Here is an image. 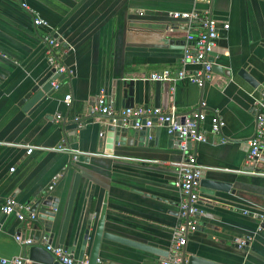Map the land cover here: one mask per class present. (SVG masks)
<instances>
[{"label":"crops","instance_id":"obj_1","mask_svg":"<svg viewBox=\"0 0 264 264\" xmlns=\"http://www.w3.org/2000/svg\"><path fill=\"white\" fill-rule=\"evenodd\" d=\"M174 11L197 17L172 18ZM33 14L46 20L62 41L70 73L56 77L58 87L23 110L30 95L53 77L45 59L44 29L31 24ZM204 14L228 24L218 29L210 59L228 74L212 72L201 86L162 82L154 105V81L145 78L154 71L182 68L185 34L197 30ZM183 68L193 71L198 66ZM240 69L255 87L238 75ZM122 80L133 81V106L173 107L181 114L202 109L223 121L220 131L211 133L206 116L199 124L205 140L191 144L190 151L206 178L228 184L234 193L208 195L198 189V227L187 236L185 255L219 264H264V171L250 172L244 162L255 127L252 97L264 87V0H0V197L30 206L40 192L60 195L57 226L46 238L56 245L68 191L79 172L69 234L81 208L82 222L92 213L91 233L103 209L104 231L170 251L172 231L181 219L177 171L168 162L180 159L182 152L163 127L148 128L145 140L150 144H138L137 136L131 140L124 133L121 144L116 140L109 120L121 117ZM100 93L113 109L111 116L89 112ZM65 94L71 97L68 105L62 101ZM26 146L33 147L30 153ZM57 146L68 150L51 149ZM26 220L0 215V257L19 255L26 264H45L30 260L15 239L23 238ZM246 237L238 247L236 241ZM78 241L69 249L76 258ZM70 242L66 236L65 246ZM89 246L90 238L83 258ZM97 258L101 264L160 262L155 254L104 239Z\"/></svg>","mask_w":264,"mask_h":264},{"label":"built area","instance_id":"obj_2","mask_svg":"<svg viewBox=\"0 0 264 264\" xmlns=\"http://www.w3.org/2000/svg\"><path fill=\"white\" fill-rule=\"evenodd\" d=\"M172 18L195 19L197 14L194 12H170ZM31 24L34 27L44 29L42 40L45 47V59L49 66L54 79L50 81L53 89L58 87V75L70 73V70L63 62V54L65 47L62 41L53 35L51 26L46 20L37 14L31 17ZM226 22H217L209 15L200 16L197 30L194 33L186 32V46L182 50L180 62L182 68L172 72L167 69L151 72L145 79L149 81H166L173 83L176 80L194 83L201 86L204 81L211 77L210 53L215 47L218 37V29H227ZM185 64L197 65L198 68L189 71L185 70ZM253 107L255 108V127L253 136L247 141V151L244 162L248 165L253 157L260 155L264 150V87L261 89L258 97H252ZM71 100L70 94L63 96V103L68 105ZM89 112L103 113L107 116L113 114V109L107 104L102 93L96 98V102L89 107ZM119 115L123 121L133 120V127L136 129L163 127L167 134L177 133L179 148L182 156L178 160L169 161V165L177 171L175 186L178 189L179 200L177 204L178 216L181 221L173 229L171 235V251L172 256L160 260L159 264H184L181 262V250L184 246L187 236L194 232L198 226V217L200 214L198 180L201 167L196 163L195 155L187 147V143L195 144L205 140L204 131L199 129V124L203 122L206 116L209 117V131L218 133L223 125L222 119L215 113L206 114L202 109H193L187 113H177L173 107L167 110L161 109L159 106H131L120 110ZM60 115L56 114L59 119ZM182 119V120H181ZM26 153H30L32 146H26ZM53 150H68L65 147L57 146L51 148ZM74 158V157H73ZM12 170V168H10ZM254 170H250L253 172ZM255 172V171H254ZM13 214L18 220L34 218V213L30 210V206L24 203H18L11 197H0V215ZM15 239L20 243H31L29 239L23 240L19 235H15ZM43 248L50 253L54 261L60 264H88L87 257L76 258L68 249L55 244H50L46 238L42 237ZM248 238L236 241L238 247L245 245ZM27 260L22 256L16 255L11 257H0V264H26ZM94 264H100V259L96 258Z\"/></svg>","mask_w":264,"mask_h":264},{"label":"water","instance_id":"obj_3","mask_svg":"<svg viewBox=\"0 0 264 264\" xmlns=\"http://www.w3.org/2000/svg\"><path fill=\"white\" fill-rule=\"evenodd\" d=\"M211 58H212V52L210 53V59ZM211 72H216V73L221 72L226 75L228 74L227 70L222 69L217 64H211ZM238 75L243 80H245L250 86L255 87L257 85L256 82L252 79V77L249 74H247L246 70L244 69L238 70ZM62 77H63L62 74L57 76L59 80L62 79ZM52 78L49 79L47 82H45L43 85H41L39 88H37L30 95V97L23 104L22 107L23 110H28L32 108L40 100L45 98V94L51 90L50 81L52 80ZM162 82H166V81H162ZM162 82L154 81V103H155L154 105H157L158 87H160V84ZM132 85H133L132 80H122L120 82L119 91L121 95L122 108L133 106ZM166 88L167 87H163L161 95L164 96L167 93ZM111 93L113 95L114 90H112ZM123 122L124 121L122 117L115 119L114 122H111V120H109V123H112V128L114 130V134L116 135L115 136L116 140H120L119 141L120 144L122 143V141H124L123 139H125L124 135H122L123 137H120V134L123 133L127 134L128 137L131 136V140L134 136H137L138 144L141 143L142 141H145L146 143L149 144L151 143V140H145V136H147L148 134L147 133L148 128H141V129L134 128L132 119L127 120L126 123ZM167 135L169 136V138L176 139L177 143L180 141V139L177 136V133L171 135L167 134ZM187 147H190L189 143H187ZM263 165H264V150L260 153V155L253 157V160L246 166V169L262 172L264 171ZM79 180H80V174L79 172H75L71 186L68 191L64 210L62 212V216L57 228V234H56L57 245H60L69 250L73 245L77 243L79 239L78 242H79L80 255L78 259H80L82 258L86 243L90 238V246L87 254L88 264L95 263V260L97 258L98 248L102 239L119 242L122 244H126L144 250L146 252L157 255L160 260L166 259L168 256H172L173 252L171 250L170 251L160 250L152 246L140 242L132 241L126 238H122L120 236H116L112 233L104 231L103 209L100 210L99 216L94 224L93 232L91 233L90 226L92 220V213L91 212L88 213L86 219L82 222L83 211L81 208L80 214L78 215L77 221L74 226V230L72 233L69 234L68 225H69V220H70L71 211H72ZM227 185L213 178H206L204 175V171L201 169L198 180V189L200 192L206 193L208 195H213L215 191H230L231 193H234V190L227 189ZM60 199H61L60 195L52 196L48 193L40 192L34 197V199L30 204V210L34 213L35 216L32 220H26L24 221V223H22V226L26 228L22 236L23 237L22 239L23 240L29 239L31 241V243L23 244V248H24L23 253L32 261H37L45 264H60L59 262L54 261L50 253L43 248V242L41 239L42 237L48 238L49 235L56 229L58 216H59L58 205ZM197 217H199V215H197ZM66 236L71 237L70 247L65 246L64 244V240ZM181 262L184 264H219L191 254L186 256L183 249L181 250ZM109 264H119V263L110 262Z\"/></svg>","mask_w":264,"mask_h":264}]
</instances>
